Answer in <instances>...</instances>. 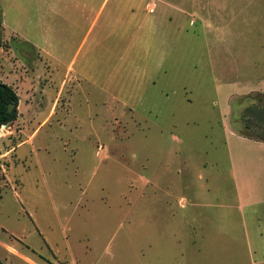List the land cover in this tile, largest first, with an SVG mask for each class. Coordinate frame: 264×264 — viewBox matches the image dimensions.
Masks as SVG:
<instances>
[{"label":"rangeland","instance_id":"374dc122","mask_svg":"<svg viewBox=\"0 0 264 264\" xmlns=\"http://www.w3.org/2000/svg\"><path fill=\"white\" fill-rule=\"evenodd\" d=\"M0 10L20 110L0 125V261L264 264V142L240 134L264 88V0Z\"/></svg>","mask_w":264,"mask_h":264},{"label":"trees","instance_id":"16d2710c","mask_svg":"<svg viewBox=\"0 0 264 264\" xmlns=\"http://www.w3.org/2000/svg\"><path fill=\"white\" fill-rule=\"evenodd\" d=\"M255 99L245 107L240 121L243 124L246 137H255L264 140V92H255ZM247 97L245 95L243 98ZM11 104L10 110L7 105ZM17 95L6 83L0 81V125L12 122L17 113ZM252 135V136H251ZM0 264H3L0 261Z\"/></svg>","mask_w":264,"mask_h":264},{"label":"crops","instance_id":"0c3cea01","mask_svg":"<svg viewBox=\"0 0 264 264\" xmlns=\"http://www.w3.org/2000/svg\"><path fill=\"white\" fill-rule=\"evenodd\" d=\"M71 1H74V0H71ZM76 2H79V0H76ZM147 4V3H146ZM152 4L153 3H150L149 4V8H148V10L149 11H151V8L150 7H152ZM2 17H3V13H2V11L0 10V29L2 30L3 29V24H2ZM19 39H20V37H18ZM20 41H22L23 43H27V44H29L30 46H33L34 48H35V45L34 44H32L31 42H29V41H27V40H24V39H20ZM61 84H62V82H61ZM229 83H227V85H228ZM231 85H232V83H231ZM10 86V85H9ZM11 87V86H10ZM17 87L15 86V88H14V86H12V89L14 90V89H16ZM253 91H255V92H264V88L263 89H259V90H251V91H249V92H253ZM249 92H246V93H242V94H228V108H230L229 107V101L231 100V99H234L235 97H239V96H244L245 94L247 95ZM16 93V92H15ZM59 93V91H57L56 92V94H58ZM17 95V94H16ZM17 102H18V97H17ZM57 102H58V97H56V95L54 96V98L51 100V103H50V105H49V107H48V109H47V112H46V115L45 116H49V115H51L53 112H54V110H55V108L57 107ZM16 109H18L17 110V113H16V117H15V119L13 120V121H18V118H19V116H20V110H19V105L17 104V106H16ZM26 111H27V109H25ZM64 111H66V110H64ZM228 112H229V110H228ZM45 118L46 117H44L40 122H39V124L40 123H42L44 120H45ZM227 119V122H228V126L231 128V129H233V127H231V125L229 124V121H228V118H226ZM12 121V122H13ZM36 128V127H35ZM234 131H235V129H233ZM236 132V131H235ZM251 139H254V141L255 142H264V140H262V139H259V138H255V137H251ZM18 145L19 144H17V145H15V146H11L10 147V149H15V148H18ZM6 244V243H5ZM3 242H0V246H1V248H2V246H6ZM3 249V248H2ZM4 251H5V249H3ZM2 262V261H1ZM3 264H5V262L3 261L2 262Z\"/></svg>","mask_w":264,"mask_h":264},{"label":"water","instance_id":"95a60500","mask_svg":"<svg viewBox=\"0 0 264 264\" xmlns=\"http://www.w3.org/2000/svg\"><path fill=\"white\" fill-rule=\"evenodd\" d=\"M10 108H11V104H8L7 105V110H10Z\"/></svg>","mask_w":264,"mask_h":264}]
</instances>
